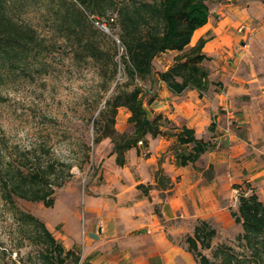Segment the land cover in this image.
I'll return each mask as SVG.
<instances>
[{
	"label": "crops",
	"instance_id": "1",
	"mask_svg": "<svg viewBox=\"0 0 264 264\" xmlns=\"http://www.w3.org/2000/svg\"><path fill=\"white\" fill-rule=\"evenodd\" d=\"M209 6L208 23L187 48L206 41L208 89L176 95L158 76V96L144 102V109L150 121L161 116L170 122L172 132L161 126L157 137L148 134L144 151L129 150L124 166L118 165L114 145L104 142L109 154L98 156L96 181L66 192L48 208L47 228L83 264H199L186 239L200 222L224 238L243 232L233 216L241 192L236 186H251L264 202V1L210 0ZM180 54L169 51L158 60ZM184 128L213 144L187 165L178 157L193 149L178 143ZM71 217L81 227H72Z\"/></svg>",
	"mask_w": 264,
	"mask_h": 264
},
{
	"label": "rangeland",
	"instance_id": "2",
	"mask_svg": "<svg viewBox=\"0 0 264 264\" xmlns=\"http://www.w3.org/2000/svg\"><path fill=\"white\" fill-rule=\"evenodd\" d=\"M73 4L86 13V18L76 20L78 29L75 33L61 23L64 14L75 23ZM8 12L18 22L32 26L42 42L40 47L24 52L12 63L0 58V151L3 166L10 162L21 165L24 156L44 166L54 164L59 182L67 181L55 194V200L63 199L66 192L83 191L96 181L102 166L98 163V156L107 157V143L114 145L111 138H101L98 142L102 133L96 132L95 122L101 121L102 126L109 121L102 115L106 103L119 86L129 81L124 63L125 49L119 41L117 28L113 35L97 22L116 23L117 15L108 13L102 20L99 15L86 12L77 0H9ZM81 40L99 47L105 57L100 60L86 58ZM190 51L186 49L179 56ZM177 57L171 55L167 61L159 62L161 55L158 56L153 63V75L145 80L137 79L129 89L140 86L143 102H153L158 96V70L166 69L170 63L173 66ZM128 112L126 108L118 109L115 129L120 135L131 136L135 132L127 117ZM159 124L167 132H172L170 122L161 120ZM16 205L44 223L51 214L43 203L17 199ZM69 224L74 228L81 227L75 217L69 219ZM30 235L28 228L21 227L17 221L0 189V261L1 250L8 248L14 251L12 259L19 264H40L41 247ZM221 245L232 247L236 252L243 251L238 236L224 238L219 235L213 240L212 249L202 251L214 260L213 253ZM6 260L9 262V257ZM68 264L75 262L71 260ZM78 264H83L82 258Z\"/></svg>",
	"mask_w": 264,
	"mask_h": 264
},
{
	"label": "trees",
	"instance_id": "3",
	"mask_svg": "<svg viewBox=\"0 0 264 264\" xmlns=\"http://www.w3.org/2000/svg\"><path fill=\"white\" fill-rule=\"evenodd\" d=\"M77 1L86 12L99 15L102 20L108 13L117 15L116 23L108 22L107 27L113 35L115 28L119 31V41L125 49L124 63L129 81L124 86H119L114 96L107 101L102 115L109 121L102 126L101 121H96L95 126L96 132L102 133L98 142L101 138H111L118 165L124 166L129 150L139 148L140 142L145 144L144 139L148 134L157 137L162 133L159 122L163 120L159 116L150 121L144 109L143 89L138 85L133 89L129 88L135 85L137 79L145 80L153 75L154 60L161 54L169 51L185 53L195 31L208 23L210 0ZM8 4L9 0H0V58L12 63L24 52L40 47L42 41L32 26L18 22L9 14ZM73 5L76 10L75 23L66 14L61 18V23L68 31L75 33L78 29L76 20L78 17L86 18V13L78 9L76 4ZM98 22L104 23L101 20ZM80 42L87 53L86 58L100 60L105 57L104 51L93 43L84 40ZM205 43L202 40L189 54L178 56L168 71L158 72L159 81L165 83L174 94H183L188 89H198L203 93L208 89L209 73L203 67L207 58L202 54ZM117 71L116 64L115 72ZM119 108H126L132 114L129 121L134 125L135 132L131 136L120 135L115 129ZM178 143L182 146L193 145L189 154L178 156L182 165L196 163L213 146L209 141L197 139L195 132L187 128L178 134ZM23 161L21 165L10 162L4 167L0 151V189L4 201L14 210L21 227H27L29 234H32L30 236L40 245V264H68L71 260L78 264L81 258L75 251L67 250L43 221L21 211L16 205V200L22 199L43 203L47 208H52L56 202L57 189L62 188L67 181L59 182L55 176L54 164L44 166L26 156ZM158 181L160 185L166 186L167 181L162 171L158 172ZM247 187L248 189H243L236 186L241 192L239 210L233 213L236 222L242 225L243 232L238 236V242L243 251L236 252L232 247L221 245L214 251V260H211L202 250L212 249L218 232L208 222H200L193 235L186 239L190 253L199 264H264V202L251 186ZM140 189L148 195V188L141 186ZM13 253L8 248L2 249L0 264H19L12 259Z\"/></svg>",
	"mask_w": 264,
	"mask_h": 264
},
{
	"label": "built area",
	"instance_id": "4",
	"mask_svg": "<svg viewBox=\"0 0 264 264\" xmlns=\"http://www.w3.org/2000/svg\"><path fill=\"white\" fill-rule=\"evenodd\" d=\"M97 25L101 26L103 29H105L106 31L110 32L106 24L97 22Z\"/></svg>",
	"mask_w": 264,
	"mask_h": 264
},
{
	"label": "water",
	"instance_id": "5",
	"mask_svg": "<svg viewBox=\"0 0 264 264\" xmlns=\"http://www.w3.org/2000/svg\"><path fill=\"white\" fill-rule=\"evenodd\" d=\"M139 147H140L141 150L144 151V144H143V142H140Z\"/></svg>",
	"mask_w": 264,
	"mask_h": 264
}]
</instances>
